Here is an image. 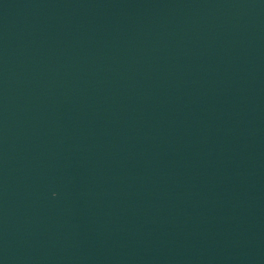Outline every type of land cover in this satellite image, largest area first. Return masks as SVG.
<instances>
[{"label":"water","instance_id":"obj_1","mask_svg":"<svg viewBox=\"0 0 264 264\" xmlns=\"http://www.w3.org/2000/svg\"><path fill=\"white\" fill-rule=\"evenodd\" d=\"M0 264H264V0H0Z\"/></svg>","mask_w":264,"mask_h":264}]
</instances>
